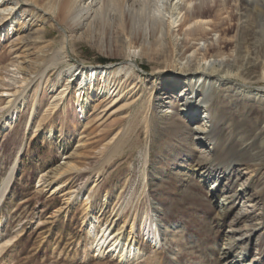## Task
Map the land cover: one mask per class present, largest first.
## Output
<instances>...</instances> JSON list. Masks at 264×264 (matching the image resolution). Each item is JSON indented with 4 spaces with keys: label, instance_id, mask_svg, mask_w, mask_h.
Listing matches in <instances>:
<instances>
[{
    "label": "bare ground",
    "instance_id": "bare-ground-1",
    "mask_svg": "<svg viewBox=\"0 0 264 264\" xmlns=\"http://www.w3.org/2000/svg\"><path fill=\"white\" fill-rule=\"evenodd\" d=\"M13 1L12 5L15 7L22 4L30 7L31 16L39 24L33 25L34 21L26 27L23 26L24 22L18 21L17 23L18 29L15 30L13 41H11L14 43L12 49L16 57L8 66L14 70L4 71L7 72L5 77L0 73L2 78L0 103L2 101L6 103L0 106V134L15 127L22 113L31 105L32 111L26 127L33 130V138L38 136L42 125L53 121L58 113L60 123L67 125L70 105L68 99L72 98L78 107V113L80 112L86 120L85 138L94 144L96 137L90 138L89 136L93 133L87 134V130L101 122L109 109H113L123 100H131L128 105L132 111L127 117L126 127L120 128L110 140L102 142L104 144L103 147L101 146L100 162L89 168V171L98 173V175L99 172L103 173L105 166L117 158L129 142H135L134 139L139 141L142 134L145 136L146 165L142 170L144 196L143 194L141 197L137 196L136 203H134V193L127 200L119 194L118 201L124 200L122 205L118 204L121 206L120 210H125L135 204L137 205H135L136 210L139 206H148L140 230L151 239L153 250H155L164 236V223L162 212L152 208L157 204L146 193L145 177L148 176L146 169L151 159V146L154 139L160 134L174 130L179 137L182 136L183 143H189L191 146L189 151H194V154L199 153V155L195 154V159L198 156L197 166L190 165L182 173L185 176H196L200 182L207 185L212 181V186H210L212 188L209 191H215L212 196L213 201L216 202L217 211H219L217 214L219 223L233 210L232 202L237 198H242L249 204L250 208L247 209L245 205V208L242 207L237 212L240 218L245 219L243 228L245 233L238 235L240 230H236L233 225L230 227V234L225 240L221 259L225 258L226 264H264L263 259H250L249 254L250 249L258 250L259 248L258 241L252 240L253 231L258 225L250 219L249 209L258 207L260 208L259 215L264 214V187L250 194V188H246L247 185L252 186L255 178L264 175V86L256 87V85L264 84V0H235L233 2L236 3V7L232 6V0H222L214 4L211 2V5H206L204 0L197 9L186 13L184 22L180 24L178 19L183 13L179 4L181 0H165V10L168 15L165 31L167 48L162 52L164 58L162 64L168 65L166 73L170 75L165 74L161 78V81L167 79L166 86L159 90L163 97H160L161 94L158 95L159 91H156L154 81L150 86L144 82L140 85L137 82L142 80L137 71L140 69L138 63L133 60L128 62V59H131L130 51L136 50V42L142 37V33L133 34L130 21L124 14L123 9L130 0H109V3L120 14L118 28L124 40L120 42L119 51L126 58V62L114 65L99 75L96 72L90 84L86 82L85 77L79 85V93L77 91L74 94L69 86L73 76L66 84L58 88L59 79L51 82L50 73L64 65L70 59L71 52H76V39H70L68 34L73 35L77 29L70 27V21L75 18V9L82 0ZM9 9L10 7H5L4 12L7 14H3L0 21L12 19L11 16L14 15L13 11L16 8ZM154 20L157 19L154 18ZM47 24L59 27L58 41L49 40L50 32ZM192 25H195L196 29L187 33L192 41L198 42L199 38H206L212 33H217L220 34V47L216 48L213 45L205 53L198 55L194 47L189 48L188 52H196L195 60L187 62V66L180 67L177 53L182 52L178 49V38L183 29ZM176 28L179 29L178 32ZM206 28H210L212 33L206 32ZM231 34L235 36L230 38ZM33 45L35 48L32 47ZM232 46H234L231 50L233 57L227 55L226 52ZM199 56L206 64H200ZM98 78L100 81L97 80ZM44 91H49L45 96L49 97L45 106H43L45 101L42 98ZM160 108L164 110V114L159 118L163 123L159 124L155 111ZM202 108L205 113L203 117H199L198 114ZM167 116L169 117L168 122ZM195 121L198 123L192 130L190 127ZM160 126L163 129H160ZM186 130L188 134L192 130L193 141L189 142L190 136L184 135ZM49 131V137L52 140L53 127L51 125ZM29 139L27 138V142L19 151L20 155L25 150ZM174 150L177 152L176 149ZM20 155L8 177L3 180L0 189V207L5 194H8L11 187ZM201 164L203 166L198 167ZM78 165L66 162L46 173L45 176L49 175L48 180L42 176L39 181V187L49 189L52 195L58 191L64 193L63 205L53 212V216L66 217L75 207L79 206L82 210L83 225L89 235L94 238L90 247L94 249L97 257L103 258L111 254L121 264H136L141 259L147 263L156 262L155 255L149 256L140 247L137 238V222L135 223L138 212L133 211L129 223L130 229L127 233L123 229H117V225L113 222L101 225L100 218L103 214L95 213L94 203L91 200L92 196L94 198L97 196L101 176L93 180L92 190L85 201L78 200V196L83 193L86 185L91 183H89L90 180L83 181L80 185L83 187H78L77 191H74L70 183L66 184L70 182L72 175H81L82 171L88 169V167ZM246 173L249 174L248 178L245 177L242 184L236 186L234 192L223 194L220 192L221 188L225 190L226 187L232 186L230 183L235 177L241 178ZM64 184L66 186L61 191ZM255 196L257 198H254ZM105 198H109L107 194ZM257 220L261 222L264 219ZM8 244L10 243L5 242L0 246V255ZM262 250L264 251V247Z\"/></svg>",
    "mask_w": 264,
    "mask_h": 264
},
{
    "label": "rangeland",
    "instance_id": "rangeland-1",
    "mask_svg": "<svg viewBox=\"0 0 264 264\" xmlns=\"http://www.w3.org/2000/svg\"><path fill=\"white\" fill-rule=\"evenodd\" d=\"M220 1L222 0H205L206 5ZM233 1L235 0H232V6L236 7V3ZM201 2L204 0H181L179 4L183 13L178 19L179 24L184 22L185 14L197 9ZM165 3V0H130L123 9L125 16L130 21L133 34L142 33L141 40L136 42V50L130 51L131 59H128V62L133 60L140 67L137 71L142 80L137 82L140 85L144 82L150 86L154 81L156 91L167 84V79L161 81V78L165 74L170 75L166 73L168 65L162 64L164 59L162 52L167 48L165 31L168 15L165 10ZM12 4H14L13 0H0V19L3 14H7L4 12L5 7H10L9 10L16 8L13 11L14 15L11 16L12 19L0 21V69L3 70L0 73L4 77L7 74L4 71L14 70L8 66L11 60L16 57L14 49H12L14 43L11 41H13L15 30L18 29V21L24 22L23 26L26 27L34 21L33 25L38 23L31 16L30 7L25 4L15 7ZM119 17V12L109 3V0H82L75 9V18L70 21V27L72 29L76 27L77 32L75 31L73 35L68 34L70 39H76V52H71L70 59L50 73V81L54 82L59 79L58 88H60L73 76L69 84L70 89L73 94L77 91L79 93V85L85 77L86 82L88 81L90 84L94 80L96 72L99 75L114 65L124 64L126 58L119 51L121 49L120 42L124 40L118 28ZM154 18L157 19V22ZM46 26L50 32L49 40L58 41L59 27H52L50 24ZM195 29V25L186 27L178 38V49L182 52L181 54L177 53L180 67L187 66V62L195 60L196 52L197 55L203 54L213 45L216 48L220 47V34L212 33L210 28H206V32L212 33L208 37L199 38L200 41L198 42L192 41L187 33ZM175 30L176 32L179 31L178 28ZM234 36L235 34H231L230 38ZM32 47L35 48L34 45ZM193 47L196 52H188V49ZM233 47L226 50L227 55L231 57L234 56L231 51L234 49ZM201 58L199 56L200 64H206V62L201 61ZM1 80L0 77V82ZM97 80L100 81V78ZM262 86L264 84L256 85V87ZM48 93L49 91L43 92L42 98L45 101L43 106L49 100V97H45ZM159 94H161L160 97H163L162 92L159 91ZM224 96L226 95L224 94ZM68 100L70 105L67 125L60 123L58 113L53 121L44 123L38 132V136L33 138V130L26 127L29 114L32 111L31 105L22 113L15 127L0 134V189L3 180L8 177L11 168L20 155L21 152L19 153V151L27 142V138H30L25 150H22L11 187L8 194H5L0 207V246L5 242L10 243L8 246L6 245L7 248L0 255V264H121L111 254L103 258L97 257L94 249L90 247L94 238L89 235L83 225L82 210L79 206H77L78 208L75 207L66 217L53 216V212L63 205L64 193L58 191L52 195V191L49 189L43 186L39 187V181L42 176L48 180L49 175L45 176V174L66 162L80 164L78 166L84 168L88 167L82 171L81 175H72L70 182L66 183H70L74 191H77L78 187H83V185L80 186L83 181L90 180L89 183H91L86 185L83 193L78 196V200H82V202L90 194L93 180L97 176L102 177L96 198L91 195L95 213L103 214L100 218L101 225L106 222H113L117 225V229H123L127 233L130 229L129 223L133 211L138 212L135 223H138H136L138 227L137 238L140 247L149 256L155 255L156 262L147 263L141 259L136 264H226L225 258L221 259L223 258L222 251L225 247V240L229 237L230 227L234 226L236 230H240L238 235H242V232L245 233L243 229L245 219L240 218L237 212L242 207L245 208V205H247V209L250 208L247 201L242 198L234 200L232 202L233 210L219 223L217 218L219 211H217L218 208L212 196L215 191H209L212 188L210 187L212 181L207 185L200 182L196 176H185L182 173L190 165L197 166L196 159L198 156L195 159V154L199 155V153L194 154V151H189V147L191 148L189 143H183L182 136L179 137L174 130L160 134L154 139L151 146V159L146 169L148 176L145 177L146 193L157 204L151 207L162 212L164 223L162 241L153 250L151 239L140 230L148 206L142 205L143 207L139 206L136 210L137 205L135 204L136 206L133 205L125 210H120L121 206L119 205H122L124 200L118 201L117 199V196L122 194V197L127 200L134 193L135 201L137 196L141 197L143 194L142 170L146 165L144 156L145 136L142 134L139 141L134 139L136 143L129 142L125 150L105 166L103 173L99 172L98 175V173L89 171V168L100 162L104 144L102 142L110 140L120 128L126 127L127 117L132 111L128 105L131 100H123L113 109H109L101 122L87 130V134L93 133L92 136H89L90 138L96 137L94 144L85 138V118L80 115V112L78 113V107L74 104L73 99ZM197 102L201 104V102ZM3 103L2 101L0 106ZM155 112L159 124L163 123L159 118L163 116L164 110L160 108ZM204 113L202 108L198 116L203 117ZM167 118L168 122L169 117L167 116ZM197 123L198 121L193 122L190 129L193 130ZM50 125L53 127L52 140L49 137ZM160 127L163 129L162 126ZM192 130L189 134L187 130L184 132V135L190 136L189 142L194 139ZM97 152L99 153L97 154ZM200 166L203 165L198 167ZM248 176L249 174L246 173L241 178L235 177L230 183L232 186L226 187L225 190L221 188L220 192L222 194L234 192L236 186L241 185L242 180ZM66 184L62 185L64 187L61 188V191ZM263 187L264 175L255 178L251 187L246 186V188H250L249 194L256 193ZM106 194L109 197L107 199L105 198ZM259 209L258 207L249 209L250 219L258 225L257 230L253 231L252 240L258 241L259 248L258 250H249L250 259L253 260H264V251L262 250L264 247V220L261 222L257 220L264 219V214L259 215Z\"/></svg>",
    "mask_w": 264,
    "mask_h": 264
}]
</instances>
